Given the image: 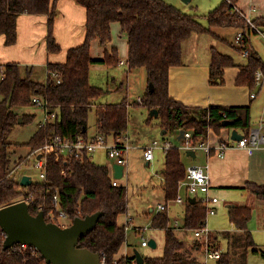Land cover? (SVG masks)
<instances>
[{
  "label": "trees",
  "instance_id": "trees-1",
  "mask_svg": "<svg viewBox=\"0 0 264 264\" xmlns=\"http://www.w3.org/2000/svg\"><path fill=\"white\" fill-rule=\"evenodd\" d=\"M74 1L85 8L84 40L67 49L63 62L47 63L44 80L33 79L34 66L14 62L0 64L4 72V77L0 79V207L16 202L21 195L31 193L35 202L29 206V212L37 214L41 205L44 213H47L53 208V195L57 194L60 207L71 220L102 211L103 215L96 226L79 239L77 246L98 252L111 264L125 240V230L118 225L117 217L126 211L128 196L125 185H113L115 179L110 176L107 165L94 162L87 154L83 157L64 158L58 151L52 150L47 153L45 180L22 186L15 177L18 170L13 171L22 163L30 164L31 153L54 135L69 142H74L79 137H88L87 115L92 106L98 133L116 136L125 132L129 120L127 99L96 104L104 89L89 82L91 65L119 63L117 50L112 48L110 52L106 51L101 60L92 59V41L98 39L100 44H106L111 40V24L119 23L121 32L127 38V71L138 68L146 70L147 87L140 105L146 106L150 111H158L157 116L164 131L162 134L170 129L178 132L183 129L190 131L192 141L196 142L205 138L209 128L219 131L225 120L229 121L227 127L247 132L251 126L250 106L194 107L172 98L168 91L169 69L181 63L184 41L196 33L216 35L212 28L241 30L244 37L238 49H247L248 54L246 62L237 65L239 72L235 84L248 86L251 90L256 86V70L261 69L264 74V61L253 48L250 37L257 33L256 28L264 29V17L252 19L256 28L251 27L233 10L238 0H222L210 10L205 15L207 26L198 20L197 15L183 12L165 0ZM57 2L58 0H0V34L4 35L5 44L15 43L16 21L20 14H46V50L58 53L60 47L53 34ZM233 65V56L211 47L210 83H223V68ZM150 82L153 84L152 91L148 88ZM35 95L49 102L56 111V117L43 126L37 123L27 141H8V135L15 125L24 124L36 115L17 111L19 107L34 106L31 99ZM19 117L22 120L20 123ZM23 146H27L25 154L16 152ZM164 165L161 171L162 187L165 199L171 200L176 197L179 181L186 173L178 146L171 144L166 148ZM63 169L65 174H62ZM246 188L256 198L264 199V185L248 182ZM250 215L248 206L235 205L228 208V218L239 230V234H222L229 241L230 249L221 252L216 264H245L249 251L264 257V252L256 245L248 230ZM46 221L51 222V219L47 217ZM205 223L206 210L201 202H187L183 228L193 231L205 226ZM151 225L153 228L164 229L163 253L161 256H143V264H193L181 252L184 243L169 226L167 211L155 214ZM4 238L5 235L0 230V264H46L44 258L31 246L23 249L15 245L3 249ZM216 240L217 237L210 232L207 236L209 245L219 248ZM201 243L197 240L196 247L200 249ZM133 257L134 255L122 257L116 261L118 264L130 263Z\"/></svg>",
  "mask_w": 264,
  "mask_h": 264
},
{
  "label": "rangeland",
  "instance_id": "rangeland-1",
  "mask_svg": "<svg viewBox=\"0 0 264 264\" xmlns=\"http://www.w3.org/2000/svg\"><path fill=\"white\" fill-rule=\"evenodd\" d=\"M165 1L181 9L183 12L197 15L198 20L206 26L207 20L205 15L222 2V0H190L189 2H184L183 0ZM212 31L216 35L211 33H196L184 41L182 45V60L208 61L210 58V49L211 47H215L218 51L233 56L234 62L243 63L246 61L245 56H241L235 49V29L212 28ZM113 36L116 37L118 43L124 42L125 40L124 36L119 37L118 30H113ZM221 38H225L228 42L223 41ZM250 39L252 46L264 61V29H261L256 34H252ZM119 58L120 60H124L120 53ZM44 73L45 69L43 67L36 66L32 77L33 79L42 81L45 78ZM89 82L92 85L104 89V93L97 99L96 103H114L121 101L123 98L127 99L129 120L124 135L127 137L129 150L127 151V164L125 165L124 173L117 179V182L125 185L127 188L128 199L127 211L118 217V221L124 223L126 214L129 212L132 215L131 221L133 223L130 222L131 224L125 230V238L128 239L129 243H132L131 248L137 249L143 256H161L164 245V231L162 229H151V217L155 213H152L150 209L153 206L156 209L157 203L165 202L160 176V172L164 168V148L167 146L166 144L178 146L181 153V161L185 167L201 163L204 156L203 152L201 150H195L196 157L189 156L183 147V141L177 138L178 130L170 129L166 134H162L163 129L161 128L159 117L150 114V110L146 106L134 103L137 97H143L147 87L145 68H138L128 72L126 64H120V62L117 65L101 64L99 66H91L89 70ZM251 92L257 93V96L250 106V123L252 127H258L259 119L264 109V85H256L251 89ZM17 111L21 114H36L30 121L15 125L8 135V141L21 143L27 141L33 134L41 118V113L32 105L19 107ZM95 121L96 116L94 106H92L87 115L88 135L96 133ZM109 139L112 140V138ZM153 141H157L160 147L153 150L152 161L146 163L143 158V149ZM16 152L25 154L27 152V146L21 147ZM92 158L96 163L107 165L110 168L112 167L113 160L105 155V150L95 151ZM32 165V161L30 164L22 165L15 172V177L20 180L23 175H29L33 182L40 181L39 170L32 167ZM179 194L185 198V188H181ZM18 199L20 200L21 196ZM220 199L225 200V198ZM168 206L167 212L170 219L173 221L174 218H177L182 226L184 204L168 201ZM154 211L156 212V210ZM71 221L69 218H58L60 225H69ZM132 225L145 226L146 230L143 231L144 239L148 241L150 238H156L157 246L155 248L148 245L142 246L141 241L143 237L140 233L135 234L133 232ZM230 225L226 208L223 206L217 214H207L206 216L205 228L210 232L230 229L228 228ZM261 231L259 232L257 229L252 233L255 243L261 245L264 250V230ZM176 234L184 242V249H187L197 239L193 232L185 231L182 228L176 229ZM202 240L203 238L199 239L200 243ZM220 246L221 250H225L226 241L221 239L218 247L220 248ZM188 251L191 257L196 260L201 262L205 260L203 243H201L200 250L192 248ZM206 262L208 264H215L214 259L207 258ZM248 264H264V258L249 251Z\"/></svg>",
  "mask_w": 264,
  "mask_h": 264
},
{
  "label": "crops",
  "instance_id": "crops-1",
  "mask_svg": "<svg viewBox=\"0 0 264 264\" xmlns=\"http://www.w3.org/2000/svg\"><path fill=\"white\" fill-rule=\"evenodd\" d=\"M236 5L243 12L249 15L252 13L250 16L253 19L256 17H264V0H238L236 2ZM252 7H255V10H253ZM47 18L48 16L46 14L44 15H31L27 13L20 14L17 17V21H16L17 37L15 43L12 45H6L4 42V35L0 34V64L14 62V63H20L22 65H31L34 67L41 66L45 69L47 63L63 62L66 57L67 49H69L70 47L77 46L83 42L85 36V21H86V12L83 6L77 4L74 0H58L57 12L54 18V30H53L55 41L60 47V51L58 53H49L46 50ZM258 29L260 32L261 28ZM113 30L114 31L118 30L119 37L122 36L125 37L124 42L118 43L116 37L113 36ZM223 41L228 42L227 40H223ZM112 48H116L118 53V58L120 53L122 55V59L126 61L128 57L127 38L126 35L121 32L120 25L117 22L111 24V40L109 42L103 45L99 43L98 39H94L92 41L90 47V55L92 59L101 60L104 56V53L106 51L110 52ZM235 49L237 50V52L240 53L241 56L243 57L245 56L240 52L237 45H235ZM209 61L210 58L208 61H200V62L198 60H190V61L181 60V63L179 65L171 66L169 69V77H168L169 95L186 106L204 107V108L210 105L251 106V103L256 98L257 93H254L255 96L251 97L250 95L253 92H251L248 86H238L235 84V78L239 72V67L237 65L244 64L246 61L243 63L234 62L235 65L224 67L223 83L221 84L210 83ZM101 64L102 63H95L91 66H99ZM134 103L141 104L137 102V100H135ZM127 108H128V104H127ZM36 110L39 113H41L40 110L38 109ZM263 118H264V109L259 119L260 120L259 125ZM250 128H252V126H250ZM233 129H235L238 133L242 132V130H238L236 128H231L227 126L221 127L219 131H216L213 128L208 129L204 139L208 141L209 144L213 146V148L208 154L205 151L199 149L203 152L204 156L202 158V162L199 163L198 165L206 166L211 183L209 194L218 197L217 203L214 204V207L216 208V212L214 214H217V212L223 206L226 208V214L228 218L229 207L235 205L250 207L251 215L247 223V227L252 235V239L254 240V236L252 232L257 229L259 232H262L261 230H264V199H258L255 196H253L252 193L248 191V188H246V184L248 182H253L259 185H264V148L257 149L253 153L248 154L243 149L231 147L226 150L223 157H219L215 146L222 141H227L231 145L235 144L236 140L231 138V131ZM96 134L97 131L94 134L88 135V137H93ZM124 134L125 132H123V135ZM108 137H113V136L111 135ZM179 140H182V138ZM165 150L166 149L164 148V155H165ZM187 151L188 150H186V152ZM191 151H193L194 153V156L192 157H196L195 154L196 151L195 150H191ZM93 153L90 154V157L88 156L91 160H93L92 158ZM105 155H107L106 152ZM151 161H146V163H149ZM113 164H115L114 160H113ZM113 164L111 168L109 166L107 167L109 169L110 176L114 178ZM124 168L125 166H123L122 174L124 173ZM160 176L163 182V175L161 172H160ZM114 179L117 180L118 178H114ZM182 180L179 181L177 195L179 194V190L181 188H184L180 186ZM190 197H194V196H190L186 192V197L183 198V201L177 202L184 204L183 212L185 211V204L189 202L188 199ZM175 198L171 200L165 199V202L157 203L156 209L155 206H153L151 207L150 211L155 214L160 213L164 210L167 211L169 207L168 201L176 202ZM220 198H225L226 201ZM196 201L199 200L196 199ZM158 204H165L164 209L163 210L158 209ZM154 210H156V212ZM155 214L151 217V221L155 216ZM131 216L132 215L128 212V214H126L124 223L119 222L117 217L118 225L122 226L124 230H126L131 224L130 223L128 226H126L125 224L126 218ZM206 216H207V212H206ZM168 219H169V226L173 229V232L177 236L176 229H180V228L184 229L183 222L181 226L177 218H174V220L172 221L168 215ZM183 220H184V214H183ZM131 222L133 223V221ZM229 222L231 225L228 228L230 229L211 232L213 235L217 237L216 243L218 246L220 245L221 239L226 241V249L221 250V246L219 248L221 252L230 249L229 241L226 238H222V234L224 232H227L232 235L239 234V230L236 229V227L233 225V223L230 220ZM150 227L152 230L154 229L161 230V228H153L151 222H150ZM132 230L135 234L140 233L142 235L143 231L146 230V227L142 225H132ZM162 230L164 231V229ZM191 232L194 233V230ZM153 239L156 242V238ZM197 240H199V238L195 239L192 242V244L188 246L187 249H184L185 248L184 245L181 252L190 262L193 261L192 262L193 264H208L206 262L207 259L206 256H205V260L201 262L191 257V254L188 251L189 249L192 248H195V250H200L195 245ZM131 245L132 243H129L128 239L125 238L118 252L114 255V260H117L122 257H128V256L131 257L132 255H134L135 248H131ZM256 245L260 248L262 252H264L263 247L261 245H258L257 243ZM156 246H157V242H156ZM248 253L246 255L245 264H248ZM255 255H260L261 257H263L261 254H255ZM214 260L216 264L217 259Z\"/></svg>",
  "mask_w": 264,
  "mask_h": 264
},
{
  "label": "built area",
  "instance_id": "built-area-1",
  "mask_svg": "<svg viewBox=\"0 0 264 264\" xmlns=\"http://www.w3.org/2000/svg\"><path fill=\"white\" fill-rule=\"evenodd\" d=\"M230 1V0H227ZM253 10H255V7H252ZM233 10L241 17L243 18L251 27H255L251 16L245 12H243L237 5H234ZM256 30L259 32V29L256 28ZM243 33L241 30H237L235 37H234V43L237 46H240L242 39H243ZM243 55L247 56L248 51L247 49H243L240 51ZM120 64H126L125 60H120ZM53 76L57 77V74H54ZM4 77V72L0 68V79ZM255 81L256 85L262 86L264 85V74L261 69H257L255 72ZM251 97H254L255 94L251 93ZM137 102L142 101V97L136 98ZM31 102L33 103L34 107L41 112V118L38 122L39 126L45 125L47 122L52 121L56 117V111L52 109L49 102L38 96L35 95L32 97ZM241 137L239 139H235V144L231 145L227 141H222L218 143L215 148L217 149V154L219 157H223L226 150L231 147H236L245 150L248 154L253 153L255 150L264 148V118L261 120L260 125L258 127H252L249 128L247 132H241ZM109 138H112L110 140ZM183 141V147L186 150H203L207 154L210 153L213 146L209 144L208 141L205 139H200L196 142H193L191 139V132L190 131H184L182 136ZM167 147H169L170 144H166ZM159 144L157 141H153L149 146L145 147L143 150V157L146 161H151L153 159V150L156 148H159ZM56 150L58 151L61 156L64 158H70L71 156L75 157H83L84 154H87V156L90 157V154H92L96 150H105L107 156L114 160L116 164H120L122 166H125L127 164V151L129 150V145L127 143L126 135L118 134L113 137H108L102 133H98L93 137H79L74 142H69L66 140H63L61 137L54 135L51 137L48 141H46L42 146L35 149L32 153L30 159H32L33 165L32 167H35L39 170V178L40 181H43L46 179V159H47V153ZM40 155V158H37V156ZM22 165L21 164L17 166L13 171L18 170ZM66 171L63 169L62 174H65ZM32 180V179H31ZM20 181V180H19ZM113 185H117V180H113ZM210 177L208 174V171L206 169V166L193 164L188 167H186V174L185 178L181 181L180 186L184 187L186 189V192L190 196L196 197L202 205L205 206L207 214L213 215L216 212V208L214 207V204L217 203L218 197L214 195L209 194L210 189ZM24 200L28 207L30 205H33L35 200L31 193L27 194L26 196L21 195V199L17 201ZM176 202H182L183 197L178 194L175 198ZM165 207V204H158V209L163 210ZM39 211H43L42 206L40 205L38 207ZM44 212V211H43ZM45 218L49 217L51 219V222H55L58 225V218H68L67 213L60 207L59 200L57 194L53 195V208L50 209L47 213H44ZM131 222V217H127L126 219V226H128ZM60 226H67V225H60ZM1 230V228H0ZM2 231V230H1ZM4 234V232L2 231ZM210 234V231L205 228V226L195 229L194 235L195 237L201 239L203 243V250L206 258L209 259H218L221 256V250L217 247H212L209 245L207 241V236ZM143 237V240L141 244L143 246L148 245V241L144 239V235H141ZM18 245L19 248H26L29 246L26 243H18L15 244ZM14 245V246H15ZM13 246V247H14ZM32 247V246H31ZM12 248V247H11ZM33 248V247H32ZM36 252H38L35 248H33ZM39 253V252H38ZM100 264H108L106 258L103 255H100ZM111 264H118L116 260H113ZM124 264H136V262L133 260L130 263H124Z\"/></svg>",
  "mask_w": 264,
  "mask_h": 264
},
{
  "label": "water",
  "instance_id": "water-1",
  "mask_svg": "<svg viewBox=\"0 0 264 264\" xmlns=\"http://www.w3.org/2000/svg\"><path fill=\"white\" fill-rule=\"evenodd\" d=\"M189 2L190 0H183ZM149 91L153 90V84H148ZM150 114L158 115L156 109ZM21 117L18 122L20 123ZM229 121H223L227 126ZM164 131H162L163 133ZM184 130L179 131L178 139L183 136ZM241 134L235 129L231 131L232 139H239ZM188 155L194 156L193 151L188 150ZM40 158V155L37 156ZM114 178L122 176L123 166L113 164ZM32 183L29 175H23L19 181L22 186H29ZM189 203L196 201L195 197L188 199ZM103 215L102 211H96L84 217H75L67 226H60L55 222L46 221L43 211L32 215L24 200L16 201L0 207V228L4 232L3 249L13 247L18 243H26L35 248L44 258L46 264H100V254L90 249L77 246L81 237L87 235L97 224ZM148 246L155 248L156 242L153 238L148 240ZM136 264H143L144 258L135 249L132 258Z\"/></svg>",
  "mask_w": 264,
  "mask_h": 264
}]
</instances>
